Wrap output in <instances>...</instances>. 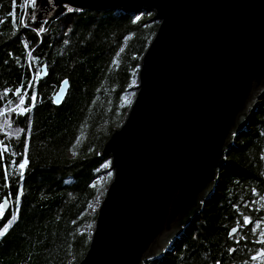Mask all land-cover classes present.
Wrapping results in <instances>:
<instances>
[{
	"label": "trees",
	"instance_id": "trees-1",
	"mask_svg": "<svg viewBox=\"0 0 264 264\" xmlns=\"http://www.w3.org/2000/svg\"><path fill=\"white\" fill-rule=\"evenodd\" d=\"M10 11L14 16L8 15ZM32 12L25 0H16L15 7L12 0H0V108L5 109L0 115V142L8 146L7 161L13 151L23 152L27 137L29 158L24 179L17 175L8 189L3 188L0 171V203L6 197L11 204L8 213H0V228L12 220L0 238V264H78L91 238L85 227L96 219V213H90L91 205L111 182L105 175L110 159L100 154L128 114L141 59L158 23L145 10H73L41 23L33 22ZM21 16L26 26L19 25ZM41 28L44 31L37 36ZM43 65L48 75L39 80L35 74L41 73ZM65 79L68 95L55 107L52 97ZM17 87L21 92L13 96ZM5 88L9 89L7 97ZM33 91L37 98L30 113L8 111V101L14 107L19 95L25 96L24 106H28ZM252 118L257 129L264 130V102ZM15 129H20L19 135L13 134ZM248 138L243 152L256 160L261 139ZM254 166L247 177L258 188L261 174ZM14 171L9 169V175ZM17 188L22 189L19 204L15 203ZM263 193L254 190L253 211ZM240 197L238 211L248 215L250 210L240 205ZM231 212L232 206L226 205L220 214L213 195L175 242L173 252L147 264H264V257L251 259L257 250H264L258 242L264 237L247 231L229 237L227 228L236 219Z\"/></svg>",
	"mask_w": 264,
	"mask_h": 264
},
{
	"label": "water",
	"instance_id": "water-1",
	"mask_svg": "<svg viewBox=\"0 0 264 264\" xmlns=\"http://www.w3.org/2000/svg\"><path fill=\"white\" fill-rule=\"evenodd\" d=\"M65 5L145 10L158 23L128 114L101 151L112 179L78 263L147 264L173 252L203 212L236 138L262 107L264 0H36L33 22L65 15ZM47 75L43 65L39 80ZM68 91L65 79L56 107ZM1 203L8 213L9 200Z\"/></svg>",
	"mask_w": 264,
	"mask_h": 264
},
{
	"label": "flooded vegetation",
	"instance_id": "flooded-vegetation-1",
	"mask_svg": "<svg viewBox=\"0 0 264 264\" xmlns=\"http://www.w3.org/2000/svg\"><path fill=\"white\" fill-rule=\"evenodd\" d=\"M252 121L253 126L250 128V130L241 133L236 138L235 145L230 151L227 157V162L222 169L216 192L217 200L219 201L220 214H222L223 208L226 205L232 206V212L230 216L236 219H234V221H230L227 232L229 233L232 227H236L237 232L233 238L236 237L240 232H253V229H255V233L258 234H260L261 231H264V220H259L260 226L257 228L258 218L264 217V193L261 195V198H258V206L256 207L255 211H253L255 206V202H253L254 190L264 191V159H262V157H264V130L257 129V123L253 118ZM249 136L254 138L258 136L261 139L262 145L258 149L256 160L249 158V154H247V152H243V149L247 145L246 142L248 141ZM254 164L257 165L256 168H259L258 171L259 174H261L260 184L262 185L258 186V188H256L252 181L248 179L250 168H255ZM239 194L241 196L240 201L242 203L240 205L247 206L248 210H250L248 215L250 216L252 222L248 226H241L242 217L244 214L238 211ZM257 209H259V211H257Z\"/></svg>",
	"mask_w": 264,
	"mask_h": 264
},
{
	"label": "snow or ice",
	"instance_id": "snow-or-ice-1",
	"mask_svg": "<svg viewBox=\"0 0 264 264\" xmlns=\"http://www.w3.org/2000/svg\"><path fill=\"white\" fill-rule=\"evenodd\" d=\"M12 3H13V7H15L16 0H12ZM25 3L27 4L28 7L35 8L36 0H25ZM23 6L24 5H21V7H23ZM65 7L67 8V11H69V12L73 11V9L68 7L67 5H65ZM75 11H79V9H75ZM8 15L10 17L14 16V12L10 11L8 13ZM2 22L3 21H0V23H2ZM19 25L21 27L26 26V21H25L24 16L20 17ZM13 27H15V21H13ZM33 31H36V30L33 29ZM42 31H44L43 28H41L39 31H36V35L39 36ZM25 47L27 48V45H25ZM35 75H37V76L39 75V70L36 72ZM28 83L32 84V81L29 80ZM64 83H67V81H64ZM20 92H21L20 87H17L15 89V91L12 92V95L17 96V94ZM8 94H9V89L5 88L3 90V95L5 97H7ZM36 98H37V94L35 91H33L31 94V103L28 106H24L25 105V96L19 95L18 96V103H16L14 107H12L13 101L12 100L8 101V104H9L8 111L14 112L17 115H23L24 113H30L32 111V108L35 106ZM4 114H5V109L0 108V115H4ZM19 132H20V129H15L13 131V134L19 135ZM27 150H28V141H27V137H25L24 143H23V152L13 151L11 154V157L7 161H5V154L8 152V146L5 145L3 142H0V171H2V179H3V188L4 189L10 188L12 185H14L16 183L17 175H18L19 180L24 179L25 170H26L27 166L29 165V158L27 156ZM18 155L21 158L17 161ZM73 155H75V152H73ZM262 159H264V157H262ZM9 169L15 170L14 174L12 176L9 175ZM109 175H111V173H109ZM21 196H22V189L17 188L16 193H15V203L16 204L20 203ZM3 207H4V204L0 203V209H2ZM257 211H259V209H257ZM12 216H13V218H15L16 213L13 212ZM259 220H264V217L258 218L257 228H259V226H260ZM251 222L252 221H251V218L249 215H243L241 226H248ZM11 223H12V220H9L8 223L4 224L3 228H0V238L4 237V235L7 233L8 229H9V225ZM236 232H237V228L232 227L231 231L228 233L229 237H231ZM253 232L255 233V229H253ZM260 236L264 237V231L260 232ZM243 238L244 237H241V239H243ZM258 242L261 244H264V240L259 239V238H258ZM232 251H234V250L229 249V252H232ZM258 257H264V250H257V253L255 255H253L251 257V259L256 260ZM216 264H220V262L217 261Z\"/></svg>",
	"mask_w": 264,
	"mask_h": 264
},
{
	"label": "rangeland",
	"instance_id": "rangeland-1",
	"mask_svg": "<svg viewBox=\"0 0 264 264\" xmlns=\"http://www.w3.org/2000/svg\"><path fill=\"white\" fill-rule=\"evenodd\" d=\"M108 169H109V167H108L106 170H108ZM106 170H105V171H106ZM105 175L108 176V178L112 179V174L109 175V173H106ZM103 183H105V179H103ZM105 192H106V190H105ZM105 192L102 193V194L99 193V195L96 197V199H95L94 202L92 203L91 208H90V213H91V214H95L96 211L99 209L100 204H101V201H102V198H103V196L105 195ZM85 229H86V231H88V232L91 233V235H92V233H93V229H94V223H93V224H88V225L85 227Z\"/></svg>",
	"mask_w": 264,
	"mask_h": 264
},
{
	"label": "bare ground",
	"instance_id": "bare-ground-1",
	"mask_svg": "<svg viewBox=\"0 0 264 264\" xmlns=\"http://www.w3.org/2000/svg\"><path fill=\"white\" fill-rule=\"evenodd\" d=\"M54 105V104H53ZM55 106V105H54ZM56 107V106H55ZM110 159V158H109ZM110 163H111V159H110ZM109 168H110V166H109ZM105 173H107L106 171H105ZM107 190V189H106ZM4 215V214H3Z\"/></svg>",
	"mask_w": 264,
	"mask_h": 264
},
{
	"label": "built area",
	"instance_id": "built-area-1",
	"mask_svg": "<svg viewBox=\"0 0 264 264\" xmlns=\"http://www.w3.org/2000/svg\"><path fill=\"white\" fill-rule=\"evenodd\" d=\"M27 5V4H26Z\"/></svg>",
	"mask_w": 264,
	"mask_h": 264
}]
</instances>
